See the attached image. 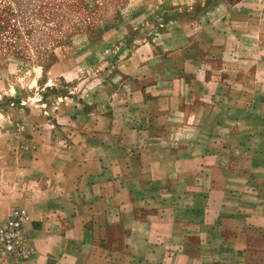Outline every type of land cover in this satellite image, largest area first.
Here are the masks:
<instances>
[{"label":"crops","instance_id":"1","mask_svg":"<svg viewBox=\"0 0 264 264\" xmlns=\"http://www.w3.org/2000/svg\"><path fill=\"white\" fill-rule=\"evenodd\" d=\"M102 3L109 57L50 67L72 106L0 180L34 220L12 264H264V0Z\"/></svg>","mask_w":264,"mask_h":264},{"label":"rangeland","instance_id":"2","mask_svg":"<svg viewBox=\"0 0 264 264\" xmlns=\"http://www.w3.org/2000/svg\"><path fill=\"white\" fill-rule=\"evenodd\" d=\"M102 1L0 0V180L31 156L35 127L52 120L53 110L72 106L62 101L69 95L62 83L48 85L50 67L65 57L74 63L79 56L88 67L109 57L97 45L98 18L119 8ZM20 206L31 213L17 204L0 220Z\"/></svg>","mask_w":264,"mask_h":264},{"label":"built area","instance_id":"3","mask_svg":"<svg viewBox=\"0 0 264 264\" xmlns=\"http://www.w3.org/2000/svg\"><path fill=\"white\" fill-rule=\"evenodd\" d=\"M34 220L26 207H16L0 220V264H12L29 259L34 249L30 243V228Z\"/></svg>","mask_w":264,"mask_h":264}]
</instances>
